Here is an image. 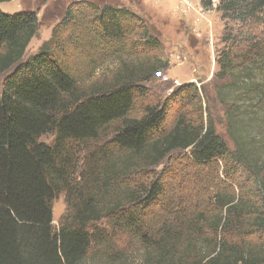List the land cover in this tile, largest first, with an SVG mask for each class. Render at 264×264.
<instances>
[{
	"label": "trees",
	"instance_id": "trees-1",
	"mask_svg": "<svg viewBox=\"0 0 264 264\" xmlns=\"http://www.w3.org/2000/svg\"><path fill=\"white\" fill-rule=\"evenodd\" d=\"M199 6L223 22L211 85L233 151L193 83L137 110L169 68L139 59L161 42L137 14L71 3L26 57L36 15L0 11V264H264V0ZM183 102L197 111L168 129ZM174 156L207 197L172 187Z\"/></svg>",
	"mask_w": 264,
	"mask_h": 264
},
{
	"label": "rangeland",
	"instance_id": "rangeland-1",
	"mask_svg": "<svg viewBox=\"0 0 264 264\" xmlns=\"http://www.w3.org/2000/svg\"><path fill=\"white\" fill-rule=\"evenodd\" d=\"M78 1H88L97 6L109 5L125 8L140 16L148 28L151 26L158 33L161 42L160 51L145 53V57L141 56L139 59L148 64L156 59L168 60L169 68L150 82L142 84L148 91V95L147 98L143 97L138 100L137 110L141 111L146 104L161 103L178 86L193 83L199 89L204 88L207 95V99L203 98L205 95H202L201 101L205 117L211 120L216 133L223 139L227 147L231 151L234 150L231 140L225 133L222 107L215 100L211 85L213 74L217 70L216 55L221 48L220 37L223 22L219 13L213 10L211 12L203 11L200 9L199 0H12L0 3V11L6 14L30 11L36 15L38 31L27 48L25 55L27 57L36 53L39 47L50 38L53 27L62 19L65 9L71 3ZM216 3L214 1L213 6ZM136 59L131 58L129 63L132 64L131 62ZM111 69L102 68L96 73V76L106 75V72ZM5 75H0V87ZM163 75L167 77L166 81L163 80ZM196 109L194 103L190 102L170 106L166 127L171 128L183 110L185 112L190 110L194 113ZM46 138L48 141L51 139L49 136ZM261 156L264 158V146L261 147ZM176 159H178V163L174 162L172 168L177 167L176 171L178 170L181 178L180 180L174 179L172 172L168 176L171 177L172 187H177V191L184 194L192 191L195 186L200 187L201 182L192 177L195 174L191 166L186 164L184 159L180 160L174 156L173 161ZM162 168L163 166H160L157 170L160 171ZM211 178L213 183H216V177L212 175ZM240 184L243 182L240 181ZM245 184H249L248 181ZM209 186L200 187L197 192L205 194ZM205 197H207L206 194ZM64 211V198L63 195H60L52 204L54 227L58 225Z\"/></svg>",
	"mask_w": 264,
	"mask_h": 264
},
{
	"label": "built area",
	"instance_id": "built-area-1",
	"mask_svg": "<svg viewBox=\"0 0 264 264\" xmlns=\"http://www.w3.org/2000/svg\"><path fill=\"white\" fill-rule=\"evenodd\" d=\"M161 75V74H160ZM159 76V75H158ZM163 80L166 81L167 77L163 75Z\"/></svg>",
	"mask_w": 264,
	"mask_h": 264
}]
</instances>
